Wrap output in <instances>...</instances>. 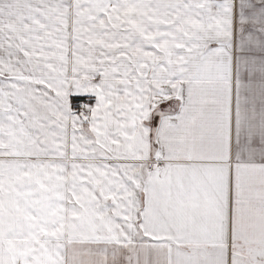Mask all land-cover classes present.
<instances>
[{
	"label": "snow or ice",
	"instance_id": "6c2138e0",
	"mask_svg": "<svg viewBox=\"0 0 264 264\" xmlns=\"http://www.w3.org/2000/svg\"><path fill=\"white\" fill-rule=\"evenodd\" d=\"M0 264H264V0H0Z\"/></svg>",
	"mask_w": 264,
	"mask_h": 264
}]
</instances>
